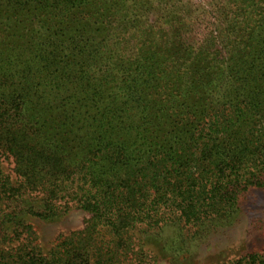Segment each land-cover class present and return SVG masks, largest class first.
Wrapping results in <instances>:
<instances>
[{"label": "trees", "instance_id": "16d2710c", "mask_svg": "<svg viewBox=\"0 0 264 264\" xmlns=\"http://www.w3.org/2000/svg\"><path fill=\"white\" fill-rule=\"evenodd\" d=\"M260 197L264 0H0V264H197Z\"/></svg>", "mask_w": 264, "mask_h": 264}, {"label": "rangeland", "instance_id": "374dc122", "mask_svg": "<svg viewBox=\"0 0 264 264\" xmlns=\"http://www.w3.org/2000/svg\"><path fill=\"white\" fill-rule=\"evenodd\" d=\"M10 173L13 164H5ZM254 200V197H253ZM264 199L257 202L256 209L254 205L252 212L237 228L233 229L226 236L216 238L212 241V247L201 253L197 264H224L238 258L239 256L254 251V249L264 248V229L257 228V220L255 219L257 208L262 207ZM88 218L85 212L73 209L68 215L64 216L53 224H39L38 230L42 237L43 243L51 245L52 238L59 233H68L83 227L85 219ZM257 227L255 228V226ZM160 264H167L161 262Z\"/></svg>", "mask_w": 264, "mask_h": 264}]
</instances>
